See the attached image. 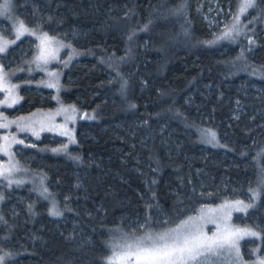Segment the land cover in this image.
Wrapping results in <instances>:
<instances>
[{"label":"trees","instance_id":"trees-1","mask_svg":"<svg viewBox=\"0 0 264 264\" xmlns=\"http://www.w3.org/2000/svg\"><path fill=\"white\" fill-rule=\"evenodd\" d=\"M13 1L65 45L60 93L86 117L67 151L48 134L27 147L62 214L29 183L11 184L0 204L6 264H109L117 233L166 230L203 203L237 198L251 207L234 221L259 233L243 249L264 257V0L232 41L217 40L199 0ZM218 2L237 14L241 1ZM20 43L2 64L30 56ZM34 89H20L15 111L52 105ZM204 129L219 146L203 142Z\"/></svg>","mask_w":264,"mask_h":264},{"label":"rangeland","instance_id":"rangeland-1","mask_svg":"<svg viewBox=\"0 0 264 264\" xmlns=\"http://www.w3.org/2000/svg\"><path fill=\"white\" fill-rule=\"evenodd\" d=\"M218 1L199 0L200 3H205V12L203 13L205 21L209 24L210 28L212 27L213 32L222 36L227 28L231 27L234 23L233 17L235 18L236 13L233 8L230 6L223 7ZM12 5L10 13L0 15V47H5L4 51H0V57L12 45L21 40L29 43V45L25 46L23 43H20L21 45L16 50V53L23 56L30 52V56L22 57L19 60L15 58L13 62L11 58L3 57L4 64L0 62V125H8L7 127H0V172H3L5 169H11L10 172L0 175V204L4 199V191L9 189L11 184L29 183L35 193L47 201L50 214L55 205V210L60 215H51L59 217L62 212L47 185L44 174L34 172L27 167L28 161L26 159L31 156L27 151V147L34 145L36 139L48 134L51 138H57L58 142L61 143L54 149H59V152L67 151L68 147L75 143L76 140L75 130L77 120L84 119L86 115L80 112L74 104L66 102L60 93V63L65 60V54L67 53L65 45L61 40L40 29V27L30 25L29 21L16 13L13 0ZM20 21H23L24 26L33 34L24 32L21 35L17 31ZM240 24L238 25V33L244 27V25ZM44 33H47L48 37L54 39L51 42L45 41L44 44H41L39 37ZM236 36L237 32H233L229 40L232 41ZM5 42H7L6 45ZM41 49H44L47 63H45L44 59H37L41 55ZM53 55L55 58H53ZM32 85L35 87L34 91L39 93L42 99L50 98L52 105L50 107L35 108L27 113L15 111L22 100L20 89L22 87L31 89ZM43 87L49 89L48 95L43 90ZM201 136L206 145L219 146L217 136L215 141L212 142H209L211 138L204 135L203 132H201ZM17 181L20 183H17ZM44 189H47V192ZM236 201L242 202L241 199L237 198L215 203H203L189 216L193 218L190 227L194 231L200 229L207 236L223 234L226 229L248 228L256 231L249 226L239 225L234 221V216L241 212V210H236L238 207ZM189 217L171 228H176L183 221L188 220ZM136 226L142 227L143 222L137 223ZM171 228L162 231L140 232L133 235L116 232L117 234L109 241L110 254L108 261L111 258L112 264H127V261L122 258L123 253L121 249L115 248L114 251L116 245H122L125 241L131 242L145 236L146 233L156 234L165 232ZM254 238L256 237L243 236L239 240V251L243 264H254V262L258 261V258H264L259 253L258 245H253L247 252L244 251L242 242L245 239L253 240ZM4 253L5 251H2L0 248V256H3ZM3 264H6V261H3ZM207 264H236L235 252L229 253L225 250L219 257H211Z\"/></svg>","mask_w":264,"mask_h":264},{"label":"snow or ice","instance_id":"snow-or-ice-1","mask_svg":"<svg viewBox=\"0 0 264 264\" xmlns=\"http://www.w3.org/2000/svg\"><path fill=\"white\" fill-rule=\"evenodd\" d=\"M12 0H0V15L8 14L11 11ZM257 7V0H241L240 7L234 18V23L231 27L223 33L222 36L217 37L220 39H230L233 32H239L238 25L240 24V16L248 12L249 9ZM251 22V21H249ZM147 26H145L146 30ZM17 31L23 35L24 32L33 34L27 29L23 21L19 22ZM135 33H133V36ZM19 38V36H17ZM41 44L45 41L51 42L52 39L48 37L47 33H44L41 37ZM132 39V36L129 37ZM215 41H209L208 43H214ZM7 42H5V45ZM63 46V45H61ZM5 47H0V51H4ZM53 58L54 55H53ZM37 59H44L47 63V59L44 56V49H41V55ZM124 85H122V88ZM7 124L0 125V127H7ZM204 135L209 136L211 139L209 142L215 141L216 133L210 129L202 130ZM53 151H59L54 149ZM11 169H5L0 172V175H4L5 172H10ZM17 183H20L17 181ZM259 183L264 186V168L260 169ZM47 192V189H44ZM255 193V190H253ZM237 211L251 207V205H243L241 201H236ZM52 215H60L53 206ZM2 219V218H0ZM192 217L183 221L182 224L176 228L168 229L161 233H146L145 236L135 239L131 242L125 241L122 245H116L115 248H120L123 256L122 258L127 261V264H207L211 257H219L225 250L229 253L235 252L236 264H243L239 251V240L243 236L257 237L259 233L251 229H239L234 230L226 229L223 234H213V236H207L202 233L200 229L195 231L190 227ZM258 251V249H257ZM10 254L5 253L0 256V264ZM109 264H111V258H109ZM254 264H264V258H258Z\"/></svg>","mask_w":264,"mask_h":264}]
</instances>
